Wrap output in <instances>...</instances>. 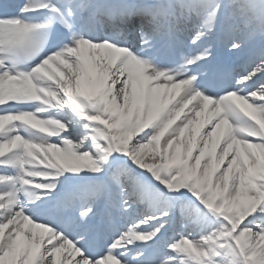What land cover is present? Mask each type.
Here are the masks:
<instances>
[{
	"label": "snow or ice",
	"instance_id": "obj_1",
	"mask_svg": "<svg viewBox=\"0 0 264 264\" xmlns=\"http://www.w3.org/2000/svg\"><path fill=\"white\" fill-rule=\"evenodd\" d=\"M0 264H264V0H0Z\"/></svg>",
	"mask_w": 264,
	"mask_h": 264
}]
</instances>
